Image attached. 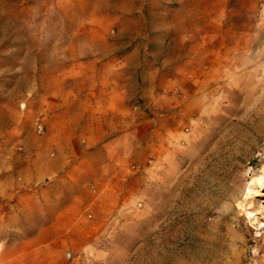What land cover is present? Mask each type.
Returning a JSON list of instances; mask_svg holds the SVG:
<instances>
[{
  "label": "rangeland",
  "instance_id": "374dc122",
  "mask_svg": "<svg viewBox=\"0 0 264 264\" xmlns=\"http://www.w3.org/2000/svg\"><path fill=\"white\" fill-rule=\"evenodd\" d=\"M122 99L125 150L58 146ZM56 162L85 200L3 220L0 264H264V0H0V173Z\"/></svg>",
  "mask_w": 264,
  "mask_h": 264
},
{
  "label": "crops",
  "instance_id": "0c3cea01",
  "mask_svg": "<svg viewBox=\"0 0 264 264\" xmlns=\"http://www.w3.org/2000/svg\"><path fill=\"white\" fill-rule=\"evenodd\" d=\"M124 99L118 101L115 106H108L104 119L105 125L100 130L99 127H94V122H91L85 127H79V124L75 123L74 116L69 108L63 109L62 112L67 114L65 118L53 120L50 123L52 126V133L56 136V141L60 148L64 149L66 146L75 144V139L78 136L79 131H86L88 136V144L91 146L99 147V149H107L108 147L117 146L118 149H124V146H128L127 139L130 138V133L124 131L123 124L120 122V113L123 110V106H120ZM89 115V114H88ZM95 115V112L92 114ZM89 117V116H88ZM90 120V118H89ZM101 131V132H100ZM87 151V150H86ZM94 153H99L97 150H92ZM63 153L59 154V159ZM126 160H130V157H126ZM108 165H103L102 176L105 179L111 178V174L107 172ZM34 172L30 176L26 175L24 181L15 182V177L12 171H6L0 173V225L3 224V220H17L21 218H26L27 210H29L30 202H45V203H60L67 205H72L73 203H82L85 199L84 196L87 195V187L81 186L76 187L72 185L71 177L73 176L72 171L64 169L63 163L58 165V162L51 165L50 169H45L43 171ZM49 173L50 177L53 179L49 182V185L44 188H37L35 184L41 181L44 174ZM81 174V173H80ZM111 175V176H110ZM81 176V177H79ZM75 177L83 178L84 175H77ZM106 180V181H107ZM16 187H15V186ZM92 201L95 199L90 198Z\"/></svg>",
  "mask_w": 264,
  "mask_h": 264
},
{
  "label": "bare ground",
  "instance_id": "6f19581e",
  "mask_svg": "<svg viewBox=\"0 0 264 264\" xmlns=\"http://www.w3.org/2000/svg\"><path fill=\"white\" fill-rule=\"evenodd\" d=\"M259 176V175H258ZM252 181V180H251ZM255 181V180H254ZM256 182L258 183V189L253 186V183L248 187L245 196L247 201H239L238 206H240L242 209L246 210L249 214V217L252 218V220L259 222L260 226H264V203H261L258 207V210H254L253 208H250L251 205H253V199L257 195H263V192L261 189L264 188V175L259 176L256 179ZM259 187H262L259 189ZM259 213L261 215H259Z\"/></svg>",
  "mask_w": 264,
  "mask_h": 264
},
{
  "label": "built area",
  "instance_id": "2783aa9c",
  "mask_svg": "<svg viewBox=\"0 0 264 264\" xmlns=\"http://www.w3.org/2000/svg\"><path fill=\"white\" fill-rule=\"evenodd\" d=\"M42 127V126H41Z\"/></svg>",
  "mask_w": 264,
  "mask_h": 264
}]
</instances>
